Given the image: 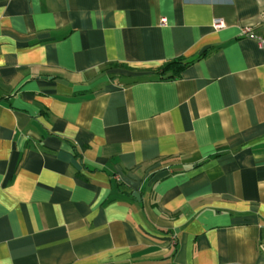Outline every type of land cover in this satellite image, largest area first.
<instances>
[{"label": "crops", "instance_id": "obj_1", "mask_svg": "<svg viewBox=\"0 0 264 264\" xmlns=\"http://www.w3.org/2000/svg\"><path fill=\"white\" fill-rule=\"evenodd\" d=\"M262 35L264 0H0V264H264Z\"/></svg>", "mask_w": 264, "mask_h": 264}, {"label": "trees", "instance_id": "obj_2", "mask_svg": "<svg viewBox=\"0 0 264 264\" xmlns=\"http://www.w3.org/2000/svg\"><path fill=\"white\" fill-rule=\"evenodd\" d=\"M203 57V55H200L199 57L192 59V58H185V57H178L174 60H171L167 63H165L163 66H161L157 72L161 76L165 77H178L181 75L183 70H185L187 67H189L193 62L199 58Z\"/></svg>", "mask_w": 264, "mask_h": 264}, {"label": "built area", "instance_id": "obj_3", "mask_svg": "<svg viewBox=\"0 0 264 264\" xmlns=\"http://www.w3.org/2000/svg\"><path fill=\"white\" fill-rule=\"evenodd\" d=\"M213 24L216 29H219L225 26V23L221 19H216ZM250 30H251V27L245 28V32H249ZM258 43L260 47L264 50V35L258 37Z\"/></svg>", "mask_w": 264, "mask_h": 264}, {"label": "water", "instance_id": "obj_4", "mask_svg": "<svg viewBox=\"0 0 264 264\" xmlns=\"http://www.w3.org/2000/svg\"><path fill=\"white\" fill-rule=\"evenodd\" d=\"M136 194V196H138V193H135Z\"/></svg>", "mask_w": 264, "mask_h": 264}]
</instances>
